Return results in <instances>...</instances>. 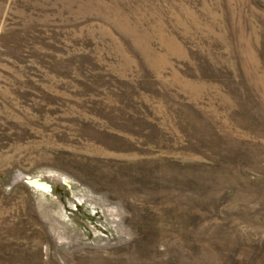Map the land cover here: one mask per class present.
<instances>
[{
    "label": "rangeland",
    "instance_id": "1",
    "mask_svg": "<svg viewBox=\"0 0 264 264\" xmlns=\"http://www.w3.org/2000/svg\"><path fill=\"white\" fill-rule=\"evenodd\" d=\"M0 264H264V0H0Z\"/></svg>",
    "mask_w": 264,
    "mask_h": 264
},
{
    "label": "bare ground",
    "instance_id": "2",
    "mask_svg": "<svg viewBox=\"0 0 264 264\" xmlns=\"http://www.w3.org/2000/svg\"><path fill=\"white\" fill-rule=\"evenodd\" d=\"M32 183H34L35 185H40L43 189L49 188L47 184H38V181H33Z\"/></svg>",
    "mask_w": 264,
    "mask_h": 264
},
{
    "label": "water",
    "instance_id": "3",
    "mask_svg": "<svg viewBox=\"0 0 264 264\" xmlns=\"http://www.w3.org/2000/svg\"><path fill=\"white\" fill-rule=\"evenodd\" d=\"M33 181H35V180H33ZM33 181H31L30 183L31 184H33V185H35L34 183H32ZM38 184H44V183H42V182H38ZM36 187H40V188H42L40 185H35Z\"/></svg>",
    "mask_w": 264,
    "mask_h": 264
}]
</instances>
